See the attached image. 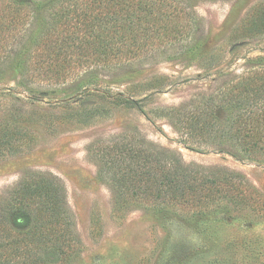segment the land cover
<instances>
[{"label": "rangeland", "instance_id": "rangeland-1", "mask_svg": "<svg viewBox=\"0 0 264 264\" xmlns=\"http://www.w3.org/2000/svg\"><path fill=\"white\" fill-rule=\"evenodd\" d=\"M193 4L198 23L190 58L170 60L162 54L88 71L76 68L65 83L38 81L33 95L17 74L0 83V199L28 172L59 176L84 247L74 264H264V204H233L201 215L115 214L112 195L98 182L87 154L95 141L136 128L181 153L188 164L245 175L264 197V165L236 158L234 151L188 149L177 120L166 114L204 104L225 87L230 93L229 86L264 68V34L250 32L251 23L264 14V0ZM37 31L42 30L34 27ZM35 45L25 48L26 65L32 57L35 61ZM131 99L137 104H126ZM84 113L92 116L87 124Z\"/></svg>", "mask_w": 264, "mask_h": 264}, {"label": "trees", "instance_id": "trees-1", "mask_svg": "<svg viewBox=\"0 0 264 264\" xmlns=\"http://www.w3.org/2000/svg\"><path fill=\"white\" fill-rule=\"evenodd\" d=\"M197 23L193 0H0V83L17 74L33 95L38 81L65 83L76 68L88 71L162 54L170 60L190 58ZM251 26L252 34H264V14ZM34 27L42 31L33 32ZM28 44H36V54L26 65ZM229 87L230 93L225 87L204 104L166 114L177 120L188 149L234 151L236 158L264 165V68ZM84 115L87 124L92 116ZM87 154L98 182L112 195L115 214L201 215L233 204H264L245 175L188 164L181 153L150 141L136 128L95 141ZM83 248L59 176L31 171L4 192L0 264H74Z\"/></svg>", "mask_w": 264, "mask_h": 264}]
</instances>
